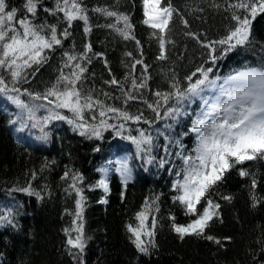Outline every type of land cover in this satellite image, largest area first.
<instances>
[{
    "label": "trees",
    "instance_id": "1",
    "mask_svg": "<svg viewBox=\"0 0 264 264\" xmlns=\"http://www.w3.org/2000/svg\"><path fill=\"white\" fill-rule=\"evenodd\" d=\"M26 0H6L8 8L17 9V17H27L35 24L56 25L58 35L67 28L63 13L50 15L44 8L54 9L55 0H40L35 17L26 12ZM176 9L166 33L167 61H159V42L153 36L155 30L147 27L143 20L142 0H82L87 9L91 32L85 34L84 22L73 21L68 28L67 39L62 36V46L47 52L48 60L26 83L17 85L22 90L43 93L55 83L65 52L73 55L84 53L85 45L91 44L87 55L91 62L80 61L87 68L84 73L83 89L115 107H124L121 90L105 83L115 77L126 90H131L130 65L134 59H142L149 66L148 87L135 93L141 98L129 101L127 111L133 115L141 112L148 120L145 123L125 124L118 135V129H101V136L80 135L79 130L66 121L53 120L42 133L32 127L26 113H21L4 94H0V217L8 216L11 223L0 220V264H264V161H248L237 165L224 175V179L212 188L209 196L221 205L220 218L214 219L206 232L221 241L216 244L205 239L186 237L183 241L171 229L170 216L178 225L189 223L194 216L185 215L184 206L174 197L178 195L174 185L182 175L183 161L176 153L181 149L174 142L184 145L183 155H194L192 151L196 136L189 130L193 120L200 113V100L186 108L187 115L177 120H156L155 114L147 107L155 101V91H168L173 72L181 84L185 77L198 67H212V78L221 81L230 74L246 67H260L264 64V13L252 21L251 42L244 47L229 51L215 65L206 63L208 49L201 47L186 32L201 34L200 39L218 40L227 34L234 24L230 14L212 7L213 0H170ZM222 6L224 0H216ZM167 3V0H165ZM95 8H109L129 15L134 27L135 39L125 40L112 28L110 18L93 11ZM203 11H194V9ZM179 13V14H177ZM181 16L189 27L181 23ZM19 27V25H16ZM122 27L121 25H118ZM140 41V45L136 44ZM171 41V42H168ZM217 55H221L217 46ZM132 56H126V53ZM141 53H143L141 55ZM101 54V55H97ZM105 60L108 67H105ZM35 67V66H34ZM109 69L111 74H109ZM65 73L71 69L64 68ZM29 72L32 70L29 69ZM142 66L137 65L135 77L139 78ZM6 81L7 72L0 69ZM126 77L128 78L126 80ZM103 93H109L106 98ZM27 101L28 97L23 96ZM46 111L37 113L43 117ZM71 117V113L64 112ZM86 118L90 117L85 113ZM15 121V123L13 122ZM88 119V123H98ZM116 118L109 124H119ZM171 125V127H166ZM152 137L151 152L144 154L129 137H138L139 131ZM44 133H47L45 137ZM167 149V150H165ZM114 155H113V154ZM114 158L113 176L109 191L99 186L100 174L97 169ZM151 159V163L148 161ZM161 161H164L161 166ZM126 165L128 179L125 183L120 174L121 163ZM244 168L255 175L257 187L251 188L250 177H241L238 169ZM65 172L78 173L83 179L77 182L84 197L83 225L86 246L83 253L70 249L65 229L74 238L76 191L69 187L71 180L62 179ZM35 173V179L32 178ZM31 187L40 196L23 191ZM255 192L259 202L253 207L251 193ZM231 196V202L222 199ZM158 198V200H157ZM156 201L159 213H153L159 221L156 229V247L149 255L140 253L127 226L138 224L136 214L144 207L145 201ZM106 201V203H101ZM205 206L204 200L198 209ZM151 217L148 223L150 224ZM230 238V239H229Z\"/></svg>",
    "mask_w": 264,
    "mask_h": 264
},
{
    "label": "snow or ice",
    "instance_id": "2",
    "mask_svg": "<svg viewBox=\"0 0 264 264\" xmlns=\"http://www.w3.org/2000/svg\"><path fill=\"white\" fill-rule=\"evenodd\" d=\"M142 2L145 17L143 23L155 30L153 36H156L159 42L160 52L157 59L167 61L166 33L176 9L170 0H167V3L165 0H142ZM39 3L40 0H26L24 5L26 12L35 17ZM212 7L218 10L223 7V10L230 14L228 18L234 21V24L228 28L227 34L218 40L211 41H207L206 37L202 40L200 39L201 34L191 31L186 32L185 35L195 39L201 47L208 49L206 63L215 65L216 61L223 58V55L229 51L244 47L251 42L252 21L257 15L264 13V0H224L223 6L213 0ZM44 11L50 15L63 13L67 28L58 35L56 25H37L27 17L17 20V9H9L6 0H0V69L7 72L10 77L9 82L3 75H0V94H4L20 109L21 113H26L27 119L32 122V127H38L42 133L53 120L66 121L74 126V130H79L80 135L97 138L101 136V129L110 127L118 129L117 134L119 135L129 121L151 126L153 121L145 118L142 112L139 115H133L126 110L129 101L141 98L135 93L148 87V80L151 78L148 74L149 66L144 64L142 59L133 60L129 73L132 77L131 90H126L125 86L115 77L105 81L110 86L118 87L124 97V107L107 104L94 96L91 89L87 92L83 89L84 73L87 68L80 61L91 62V58L87 55L92 51L91 44H86L84 53L79 56L64 53L66 59L55 83L46 88L43 93L17 87L21 83L29 82V75L35 76L39 68L47 62V52L54 51L56 46H62L63 41L59 37L67 39L70 35L68 28H71L73 21H83L85 34L91 32L87 9L83 7L82 0H55V8H44ZM93 11L115 18V23L107 27L112 28L125 40L135 39L134 27L129 15L109 8H95ZM194 11H203V9L197 8ZM181 23L185 28L189 27L188 21L183 16H181ZM121 24L122 27L118 26ZM136 44L139 46L140 41L136 40ZM217 46H219L221 55H217ZM125 55L132 56L130 52ZM137 65L142 66L139 78L134 75ZM105 67H108L106 60ZM64 68L71 69V71L65 73ZM29 69L32 71L29 72ZM212 72V67L200 66L185 77L184 84H181L173 72L170 77L169 90L155 91L153 93L156 98L154 102L149 103L147 100L143 102L155 114L157 121H175L180 116L188 114L186 108L195 100L201 101V111L193 120L189 130L196 136V143L192 149L194 155H183L184 145L179 140L174 142L181 149V152L176 155L182 159L184 165L177 173L178 176L182 175V179L175 182L174 187L178 195L174 197V201L184 206L185 215L194 216L195 219L184 225H178L174 216H170L169 219L172 221L171 229L181 241L186 237H196L219 245L221 241L206 232L212 221L220 218L219 209L221 207L219 203L210 198L209 193L224 179L225 173L237 165H243L248 161H264V64L260 67H246L244 70H238L235 74L223 78L222 82L219 77L212 78ZM109 74H111L110 69ZM213 92L218 94L211 98L205 95V93ZM103 95L111 98L109 93H103ZM23 96L28 97L27 101L22 98ZM41 110L47 113L43 117L37 115ZM65 111L71 113V117L65 115ZM86 112L90 114V117L86 118ZM89 118L92 121L99 118V122L88 123ZM113 118L123 122L109 124L108 120ZM166 127H171V125H166ZM138 131V137H129V139L136 145L139 153H150L151 135L145 134L143 130ZM44 135L46 137L47 133ZM148 162L151 163V159ZM163 163L164 161H161V166ZM238 172L241 177H250L251 188L255 190L257 187L255 175L244 168L238 169ZM122 175L126 183L128 179L126 166L122 168ZM32 178L35 179V173ZM62 179L71 180L69 187L74 189L79 197L76 201L74 228L71 230L76 233L75 237L71 236L69 229H65V234L68 236L67 244L70 249H76L77 253L74 255H78L84 252L86 246L83 230L84 197L82 189L77 187V182L83 178L78 173L65 172ZM99 186L105 192L108 191L105 181L101 180ZM17 190L27 192L29 195L40 196L39 193L33 192L31 187L13 189V191ZM221 198L229 202L232 199L231 196ZM251 199L255 207L259 198L254 191L251 193ZM202 200L205 206L198 209L197 206ZM101 203H106V201H101ZM159 211V205L155 200L151 203L145 201L143 209L135 217L138 224L135 227L127 226L136 249L144 255H149L150 249L156 247L155 236L159 221L153 213H159ZM149 217H151L150 224L148 223ZM0 220L11 223L8 216L0 217Z\"/></svg>",
    "mask_w": 264,
    "mask_h": 264
},
{
    "label": "rangeland",
    "instance_id": "3",
    "mask_svg": "<svg viewBox=\"0 0 264 264\" xmlns=\"http://www.w3.org/2000/svg\"><path fill=\"white\" fill-rule=\"evenodd\" d=\"M216 94H218V93H215V92H213V93H205V95H207V96H209L210 98L211 97H214ZM197 100H199V99H197ZM202 108V107H201ZM201 108H200V111H201ZM124 166H126V165H124V163L122 162L121 163V166H120V174H121V176H123L122 175V168L124 167ZM101 168V167H100ZM100 173L102 174V179L101 180H103V181H105V183H107V185H108V174L110 173V169L108 168L107 170H102V169H100ZM123 178H124V176H123ZM100 180V181H101ZM124 180H125V178H124ZM100 184V183H99ZM101 189L104 191V189L101 187ZM108 189H109V186H108Z\"/></svg>",
    "mask_w": 264,
    "mask_h": 264
}]
</instances>
